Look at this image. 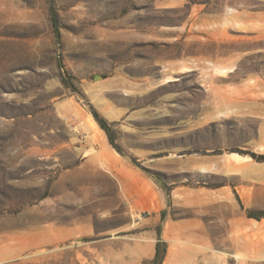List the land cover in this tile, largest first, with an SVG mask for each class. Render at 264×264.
Returning <instances> with one entry per match:
<instances>
[{
	"label": "rangeland",
	"instance_id": "374dc122",
	"mask_svg": "<svg viewBox=\"0 0 264 264\" xmlns=\"http://www.w3.org/2000/svg\"><path fill=\"white\" fill-rule=\"evenodd\" d=\"M182 104L264 163V0H0V264H152L159 237V264H264L258 222L249 254L245 226L173 242L147 211L122 217L118 179L77 170L104 149L141 166Z\"/></svg>",
	"mask_w": 264,
	"mask_h": 264
},
{
	"label": "crops",
	"instance_id": "0c3cea01",
	"mask_svg": "<svg viewBox=\"0 0 264 264\" xmlns=\"http://www.w3.org/2000/svg\"><path fill=\"white\" fill-rule=\"evenodd\" d=\"M207 115L204 109L192 115L184 104L162 110L158 116H167L166 121L157 123L159 129L149 137L166 138L170 143L152 150L151 159L142 156L143 164L138 166L129 156L104 149L97 157L100 162L92 156L77 170L97 174L105 186H110L111 177L118 179L122 217L128 211H147L151 214L147 218L168 229L173 242L230 243L236 237L234 229L245 226L243 243L249 254L255 244V222L264 227V218L256 221L244 211H264V163L223 152L231 146V136L224 133L223 125L208 124ZM208 138L213 140L208 142ZM240 193L246 197L243 208L236 199ZM205 257L221 259L223 252L209 251Z\"/></svg>",
	"mask_w": 264,
	"mask_h": 264
},
{
	"label": "trees",
	"instance_id": "16d2710c",
	"mask_svg": "<svg viewBox=\"0 0 264 264\" xmlns=\"http://www.w3.org/2000/svg\"><path fill=\"white\" fill-rule=\"evenodd\" d=\"M51 14H52V25H53L55 34L57 37H59L60 33H59V27H58V18H57L55 10L53 8H51ZM97 122L100 125V127L106 132V135L108 137L110 144L113 145L112 136H111L108 128L106 127V125H104V122L99 120V119H97ZM113 146L115 147V145H113ZM251 156L255 157L256 155L254 153H251ZM257 159L264 160V155L263 154L259 155ZM249 216H255V217H259V218L264 217V211H260V212H257L255 214L249 213ZM164 252H165V243L161 242V241L157 242L156 246H155V255H154L152 264H159L161 262L163 256H164Z\"/></svg>",
	"mask_w": 264,
	"mask_h": 264
}]
</instances>
